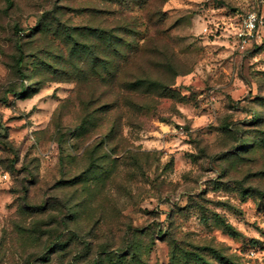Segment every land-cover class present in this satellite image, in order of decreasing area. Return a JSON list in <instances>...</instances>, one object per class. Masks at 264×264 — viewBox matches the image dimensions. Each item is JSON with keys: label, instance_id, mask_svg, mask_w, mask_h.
Wrapping results in <instances>:
<instances>
[{"label": "rangeland", "instance_id": "1", "mask_svg": "<svg viewBox=\"0 0 264 264\" xmlns=\"http://www.w3.org/2000/svg\"><path fill=\"white\" fill-rule=\"evenodd\" d=\"M10 2L0 264H264V0Z\"/></svg>", "mask_w": 264, "mask_h": 264}, {"label": "built area", "instance_id": "2", "mask_svg": "<svg viewBox=\"0 0 264 264\" xmlns=\"http://www.w3.org/2000/svg\"><path fill=\"white\" fill-rule=\"evenodd\" d=\"M246 2L256 1L257 3H262L263 0H245ZM260 17L255 10H248L243 13H239L236 16L235 25H233V37L236 39L237 43L242 46L246 45L251 41L258 29V23L260 22ZM232 26V24H231ZM6 178V175H4Z\"/></svg>", "mask_w": 264, "mask_h": 264}, {"label": "trees", "instance_id": "3", "mask_svg": "<svg viewBox=\"0 0 264 264\" xmlns=\"http://www.w3.org/2000/svg\"><path fill=\"white\" fill-rule=\"evenodd\" d=\"M5 1L7 2L8 5L11 4L10 0H5ZM91 15L94 16L95 14H94V13H91ZM18 34H19L20 37H24V33H23L22 30H20V31L18 32ZM20 62H21V59H19L18 63L20 64ZM131 85L135 86L134 83H132ZM120 87H121L122 89H125L123 85H121ZM129 87H131V86L128 85L127 89H129ZM130 89H132V88H130ZM24 90H25V87L22 86V87H21V92H20L19 94H22V92H24ZM258 194H259L261 197H264V193H263L262 191H259ZM226 227H227V229H229L231 232H233V230H232V226H231V225L227 224ZM127 251H129L128 254L125 253V252H127ZM125 252L122 253V254H124L125 256H128V255L131 254L132 250H131V249L129 250V249L127 248ZM122 256H123V255H122ZM125 256H123V257H125Z\"/></svg>", "mask_w": 264, "mask_h": 264}]
</instances>
